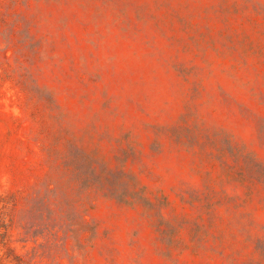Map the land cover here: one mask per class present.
Wrapping results in <instances>:
<instances>
[{"label":"rangeland","instance_id":"obj_1","mask_svg":"<svg viewBox=\"0 0 264 264\" xmlns=\"http://www.w3.org/2000/svg\"><path fill=\"white\" fill-rule=\"evenodd\" d=\"M0 195V264H264V0H0Z\"/></svg>","mask_w":264,"mask_h":264},{"label":"trees","instance_id":"obj_2","mask_svg":"<svg viewBox=\"0 0 264 264\" xmlns=\"http://www.w3.org/2000/svg\"><path fill=\"white\" fill-rule=\"evenodd\" d=\"M7 199H9V198H7L6 196L0 195V221L2 219L1 217L4 215V211L6 210V206L9 203ZM0 244L6 250V252L4 253V256H6V258L9 257V258H13V260H20V258L15 256L13 254V251L9 247H7V244L4 240L0 241ZM1 260H2V257H0V263H1ZM23 264H25V263H23Z\"/></svg>","mask_w":264,"mask_h":264}]
</instances>
